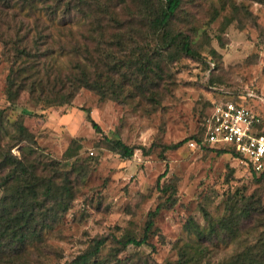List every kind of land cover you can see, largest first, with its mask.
<instances>
[{
	"label": "rangeland",
	"instance_id": "rangeland-1",
	"mask_svg": "<svg viewBox=\"0 0 264 264\" xmlns=\"http://www.w3.org/2000/svg\"><path fill=\"white\" fill-rule=\"evenodd\" d=\"M104 2L108 8L101 11L90 4L81 8L78 0H0V151L10 148L19 156L23 148L40 178L54 176L55 168L64 170L72 139L79 146L69 160L75 169L68 174L72 195L65 209L40 214L39 234L15 251L17 263L63 264L92 240L105 238L104 264H178L188 257L185 252L194 251L186 243L201 251L194 264H229L264 238V173H252L228 154L191 149L186 142L161 148L200 134L217 101L254 108L264 130V0H182L170 28L189 36L198 52L193 58L177 47L151 53V33L136 2ZM116 36L121 44L112 41ZM16 48H26L30 57L18 58ZM146 50L152 61L147 78L133 63L113 64L111 58L136 53L141 62ZM25 63L30 68L20 69ZM95 66L115 82L124 81L118 100H100L94 91L69 83L82 68L92 73ZM10 68L19 70L14 100L6 97ZM32 78H41L33 91L27 85ZM60 97L69 104L47 106V100ZM86 109L98 132L85 120ZM15 122L34 143L26 134L25 141L18 140ZM104 137L143 146L147 153L135 149L131 159L122 160L106 149ZM10 167H0V179ZM157 183L172 184V199L166 200L169 191H159ZM247 196L250 215L237 220ZM156 208L148 245L115 242L141 238ZM190 220L204 229L202 239L188 234ZM212 225L215 234H209Z\"/></svg>",
	"mask_w": 264,
	"mask_h": 264
},
{
	"label": "trees",
	"instance_id": "trees-1",
	"mask_svg": "<svg viewBox=\"0 0 264 264\" xmlns=\"http://www.w3.org/2000/svg\"><path fill=\"white\" fill-rule=\"evenodd\" d=\"M136 2V9L141 15H145L146 22L151 33L150 41L153 44L145 45L148 50H151V53L160 54L163 51L177 47L179 52L188 57H195L198 55L197 50L195 49L193 43L191 42L189 36L181 31L173 32L170 28L171 22L175 15L181 8L182 0H134ZM79 7L88 8L93 6L94 8H98L103 11L108 8V4L104 2V0H78ZM90 4V6H88ZM67 6H70L67 4ZM66 6V7H67ZM79 9V8H78ZM92 9V8H91ZM90 9V10H91ZM55 10V9H54ZM112 41L117 44H121V40L119 36H116ZM154 45V46H152ZM148 50L142 52L143 56L141 57V62L138 60L139 57L136 53L128 56L127 59L120 58L117 60L115 56L111 57L113 60V64L128 62L129 64L133 63L136 67L142 72V76L147 78V70H149L148 66L152 64V61L148 57L151 53H148ZM109 53V52H108ZM15 54L18 58L22 60H26L30 57V52L26 48H16ZM135 54V59H132ZM209 55H211V59L215 55L214 50L209 51ZM26 66L24 68L19 67L20 69L30 68L28 63H25ZM22 64V65H25ZM141 68H143L141 70ZM144 68H146L144 70ZM14 71L12 68L9 70V74L6 78L7 90L6 97L9 100H14L15 90L13 87L16 85V79H14ZM19 71V70H18ZM40 80L38 78H32L28 82V86L32 91L36 89V87H40ZM69 83L73 85H79V87L87 88L89 90L94 91L100 100H118L120 98L121 92L123 90L122 83L123 80L119 83L115 82L114 79L110 78L108 73H103L97 66L93 69L92 73L88 72L87 69L82 68L80 75L78 77H73L69 79ZM46 81H49L46 79ZM39 83V84H38ZM20 84V83H19ZM18 84V85H19ZM22 87V86H21ZM63 96V95H62ZM55 98V97H53ZM67 97H60V99L54 100L50 99L46 101L47 106H62L68 105L70 99H66ZM85 112V120L88 121L91 127L98 132L99 128L97 124L90 118L89 110H84ZM16 129L18 134L20 135L19 141H25L28 137V141L34 143L31 136L26 134V129L19 122H15ZM26 134L27 137H24ZM198 135H191L184 140L163 146L161 151L164 152L167 149H174L182 145L183 142H186L190 139H196ZM77 138L71 140L70 146L66 149L64 153L65 160L63 165V171L60 172L56 168L53 170V175L49 176H41L38 178L34 174L33 165L24 158V150L19 147L22 155H14L11 154L10 148L2 149L0 151V167L7 166L8 163L11 165L10 170L0 179V187L4 192V197L1 199L0 205V264H18L19 261L18 256H16V252L19 249H22L24 244L33 243V239L38 236L39 227L41 228L39 222L43 221L39 218L40 214L43 213L50 215L57 214L60 210L65 209V205L68 202V199L71 197V187L69 186V177L68 174L71 170H74L75 167L73 164L69 163V160L73 157V154L78 151L79 146L76 144ZM104 143L106 149L111 153L117 155L122 160H129L132 158L135 149H140L142 153H147L144 150L143 146H132L127 145L122 142L118 138H107L104 137ZM74 144V147H72ZM16 146V145H15ZM199 150H209L215 151L216 154H228L231 157H235V154L228 149H212L208 147H204ZM76 159V158H75ZM73 159V160H75ZM69 166V170H66V167ZM249 170V169H248ZM251 171V170H249ZM58 172V174H57ZM252 173H256L251 171ZM60 173H62V180L60 183H56L58 180ZM264 170L260 172L261 176L263 175ZM164 175V174H162ZM38 178L37 180H34ZM14 182V184L7 186L8 182ZM158 187V183L156 184ZM41 187V194L39 198L37 196V189ZM159 191H169L166 200L172 199L171 190L173 188L172 184L160 186L158 187ZM244 203V208L237 211L236 216L237 220H241L244 217L250 215L251 210V196L242 197ZM8 201L9 205L4 202ZM46 207V208H44ZM9 208H13L14 212L9 213ZM157 208L149 213V218L145 222L143 235L141 238H126L125 240H116L117 244L122 246L132 245L135 247H139L142 245H148V236L150 234V230L152 227V216L156 213ZM224 225L222 228H225ZM212 225L208 230L212 231L209 234H215L216 230ZM187 231L188 234L193 233L196 238L202 239L205 236L204 229H199V227L195 224L193 220L187 222ZM106 239L98 238L92 240L90 244L80 253L73 256L71 259L66 260L63 264H104L105 259L101 257V251L105 246ZM255 245L252 248L245 247L243 251L239 253L235 261L229 262V264H264V238L259 240V243H254ZM186 247L189 250H194L192 253H186L188 257L183 261L185 264L199 261V255L201 251L196 247L194 248L191 243H186ZM16 251V252H15ZM182 261L178 262V264H184ZM227 264V263H224Z\"/></svg>",
	"mask_w": 264,
	"mask_h": 264
},
{
	"label": "built area",
	"instance_id": "built-area-1",
	"mask_svg": "<svg viewBox=\"0 0 264 264\" xmlns=\"http://www.w3.org/2000/svg\"><path fill=\"white\" fill-rule=\"evenodd\" d=\"M263 117L245 103L214 102L204 117L198 137L187 141L191 149L231 150L247 169L260 173L264 170Z\"/></svg>",
	"mask_w": 264,
	"mask_h": 264
}]
</instances>
